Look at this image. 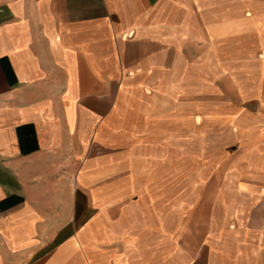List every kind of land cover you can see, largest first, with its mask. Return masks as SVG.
<instances>
[{"label": "crops", "instance_id": "obj_1", "mask_svg": "<svg viewBox=\"0 0 264 264\" xmlns=\"http://www.w3.org/2000/svg\"><path fill=\"white\" fill-rule=\"evenodd\" d=\"M0 264H264V0H0Z\"/></svg>", "mask_w": 264, "mask_h": 264}]
</instances>
